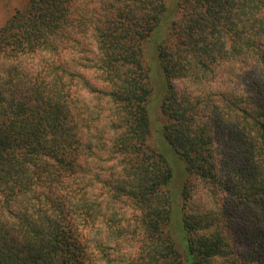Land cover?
Masks as SVG:
<instances>
[{
    "label": "trees",
    "instance_id": "1",
    "mask_svg": "<svg viewBox=\"0 0 264 264\" xmlns=\"http://www.w3.org/2000/svg\"><path fill=\"white\" fill-rule=\"evenodd\" d=\"M79 2L0 26V264H264V0H179L156 39L173 158L167 0Z\"/></svg>",
    "mask_w": 264,
    "mask_h": 264
},
{
    "label": "rangeland",
    "instance_id": "2",
    "mask_svg": "<svg viewBox=\"0 0 264 264\" xmlns=\"http://www.w3.org/2000/svg\"><path fill=\"white\" fill-rule=\"evenodd\" d=\"M102 0H97V2H100ZM178 1L179 0H167V12L165 15V23L163 28H159L156 30L155 36L152 38V41L147 43L145 47V56L146 59L150 62L152 68H153V84L155 87L154 91V97L151 101V110L154 112L153 115V120L154 124L152 127V133L149 138V143L154 144L158 146L159 148H167L166 150L169 152L168 154L170 157H172L174 154L173 149L169 146L167 141L164 138V135L162 133V121L158 116V112L161 109V103H162V96L166 91V82L164 80L162 68L160 67L159 61H158V51H157V45H156V39H158L162 33L166 32L168 25L171 23V21L178 15ZM90 0H80V6L79 9L81 12H84V9L86 13L92 15L94 12H96L99 9V6L97 3H89ZM24 4V0H0V26H2L5 21L12 16V14L20 7H22ZM86 28V27H85ZM92 30V28L88 29ZM80 34L82 35H87L90 36V32H81ZM103 65H99L97 68H95V65H89V68L99 69L100 67L102 68ZM106 70V69H105ZM103 70L99 71L102 72ZM87 74V73H86ZM93 75L92 73H90ZM97 86L102 87L105 85H101L98 81H96ZM106 89V87H103ZM84 98L89 100V97ZM83 102H85L82 99ZM95 149H100L99 146L94 145ZM165 150V151H166ZM174 157V156H173ZM172 157V158H173ZM180 249H184V245L182 243H179Z\"/></svg>",
    "mask_w": 264,
    "mask_h": 264
}]
</instances>
